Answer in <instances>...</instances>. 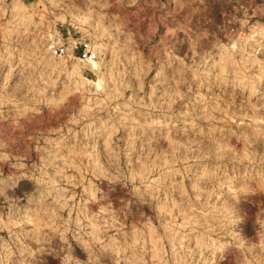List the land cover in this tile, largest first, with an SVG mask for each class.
<instances>
[{
    "label": "rangeland",
    "instance_id": "374dc122",
    "mask_svg": "<svg viewBox=\"0 0 264 264\" xmlns=\"http://www.w3.org/2000/svg\"><path fill=\"white\" fill-rule=\"evenodd\" d=\"M260 24L264 0H0V264H264Z\"/></svg>",
    "mask_w": 264,
    "mask_h": 264
},
{
    "label": "built area",
    "instance_id": "2783aa9c",
    "mask_svg": "<svg viewBox=\"0 0 264 264\" xmlns=\"http://www.w3.org/2000/svg\"><path fill=\"white\" fill-rule=\"evenodd\" d=\"M92 44H84L83 42H76L75 44L71 45L70 42H61L53 45L52 54L55 57H62V58H73L79 57L83 61H92L95 60L98 56L96 50L91 47Z\"/></svg>",
    "mask_w": 264,
    "mask_h": 264
},
{
    "label": "bare ground",
    "instance_id": "6f19581e",
    "mask_svg": "<svg viewBox=\"0 0 264 264\" xmlns=\"http://www.w3.org/2000/svg\"><path fill=\"white\" fill-rule=\"evenodd\" d=\"M22 9H23V7H22ZM25 10L26 9H23L24 13H26ZM67 13L69 14V16L72 15V18L75 17V19H72V20H74V21L77 20V21H79L81 23L87 22L89 20V18H90V15H91V13L88 14L89 12L88 13H86V12L85 13H81V11L80 12H75L74 11V12H70L69 13L67 11V12H65V15L66 16H67ZM73 23H77V22H73ZM259 29H260L261 32L264 31V24H260L259 25ZM58 42H59V39L58 40L57 39H53V42H52V45L50 46V48L54 44H57ZM103 46H104V44L101 43V42H98V41L97 42L95 41V43L93 42L92 45H91V47L94 50L100 52V54H103L104 53V47ZM51 58L52 59L55 58L54 59L56 61L55 63H60L61 62L60 58H62V57H55L54 55H52ZM253 58L256 59V56H254ZM73 61H74L73 62L74 70H76V69H78L79 67H82V66L89 67V68H91L92 70H95V71L99 69L98 68V61L96 59L95 60H92V61H83V60H81V59H79L77 57H74V60ZM98 84H100V81L98 82Z\"/></svg>",
    "mask_w": 264,
    "mask_h": 264
}]
</instances>
